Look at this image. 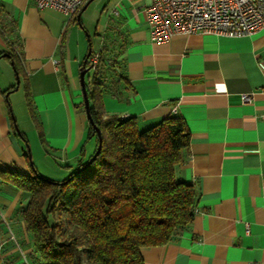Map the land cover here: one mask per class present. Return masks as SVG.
<instances>
[{"label":"crops","instance_id":"0c3cea01","mask_svg":"<svg viewBox=\"0 0 264 264\" xmlns=\"http://www.w3.org/2000/svg\"><path fill=\"white\" fill-rule=\"evenodd\" d=\"M150 1L89 0L68 17L35 0H0V53L15 50L21 66L15 89L12 61L0 56V169L28 173L30 152L61 179L92 153L79 84L92 33L91 50L107 62L104 112L134 117L139 130L176 116L189 133L175 175L195 187L196 211L170 242L141 249L144 264H264V28L151 42ZM26 200L0 178V264H44L17 213Z\"/></svg>","mask_w":264,"mask_h":264},{"label":"trees","instance_id":"16d2710c","mask_svg":"<svg viewBox=\"0 0 264 264\" xmlns=\"http://www.w3.org/2000/svg\"><path fill=\"white\" fill-rule=\"evenodd\" d=\"M6 54L20 76L18 54L13 49ZM98 55L85 77L90 115L102 140L95 159L85 166L98 144L87 119L94 150L82 153L74 166L65 165L63 178L39 174L30 152L28 173L0 169L3 181L27 195L17 213L44 264H144L141 249L170 242L196 211L195 187L175 175L189 143L185 122L170 116L139 130L134 117L105 113L100 97L107 62ZM58 213L67 216L65 222L56 220Z\"/></svg>","mask_w":264,"mask_h":264},{"label":"built area","instance_id":"2783aa9c","mask_svg":"<svg viewBox=\"0 0 264 264\" xmlns=\"http://www.w3.org/2000/svg\"><path fill=\"white\" fill-rule=\"evenodd\" d=\"M88 1L35 0V3L39 8L51 7L72 17ZM145 16L151 42H165L176 34L242 36L264 28V0H151ZM98 61V53L93 52L89 59L91 71ZM249 99L248 95L241 96L243 102ZM10 239H15L12 233Z\"/></svg>","mask_w":264,"mask_h":264},{"label":"water","instance_id":"95a60500","mask_svg":"<svg viewBox=\"0 0 264 264\" xmlns=\"http://www.w3.org/2000/svg\"><path fill=\"white\" fill-rule=\"evenodd\" d=\"M87 4H88V2L83 7H86ZM90 53H91V47L89 46L88 51L86 53V56L84 57V59L82 61V64H81V67H80L79 84H80L82 97H83V106H84L85 115H86V118L88 119L89 123L93 126V128L96 131V134H97V137H98V144H97V147H96L94 153L89 158V160L86 162L85 166H87L89 163H91L95 159V157L98 155V153L100 152V149H101V141H102L101 140L100 130L94 124V122H93V120L91 118V115H90L89 98H88L87 90H86V86H85L86 73H87V71L90 70V66H86V63L88 61V56L90 55ZM6 55H7L6 53L3 54V56H6ZM15 78H16V84H15V89H16V88H18V85H19V76H18L17 73H16V77ZM15 129H16V132H19V129L16 126V124H15ZM29 159L31 160V155L30 154H29ZM77 171H79V170H77Z\"/></svg>","mask_w":264,"mask_h":264},{"label":"rangeland","instance_id":"374dc122","mask_svg":"<svg viewBox=\"0 0 264 264\" xmlns=\"http://www.w3.org/2000/svg\"><path fill=\"white\" fill-rule=\"evenodd\" d=\"M88 12H89V17L92 20V30H91V32H93L94 24L97 21V18H98V15H99V8H94V6L92 5ZM84 35H85L84 36V41H85L86 47L88 45V39H89L90 40V46H92V49H95V45H96V42H97L96 37H93L92 33H91V36L86 35V33ZM15 94H16L15 96H17V97H19L21 99V97L23 95L22 89H18ZM30 150H31V146H30ZM32 162H33V164L35 166V169L38 171L39 174H41L42 176L45 175L43 177H45V178L49 177L48 179H50V175H51L50 174L51 173L50 169H46L47 174H44V170H41L42 167H41L40 162H38V165H35L33 160H32ZM56 217H57L56 220H58L59 222H65V220L67 218V216L62 215V213H58L56 215ZM1 247H2V244H0V248Z\"/></svg>","mask_w":264,"mask_h":264}]
</instances>
